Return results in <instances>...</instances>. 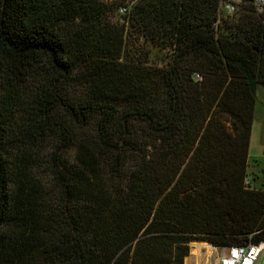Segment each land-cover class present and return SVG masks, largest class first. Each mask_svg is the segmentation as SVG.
<instances>
[{"label": "trees", "instance_id": "obj_1", "mask_svg": "<svg viewBox=\"0 0 264 264\" xmlns=\"http://www.w3.org/2000/svg\"><path fill=\"white\" fill-rule=\"evenodd\" d=\"M225 1L0 0V264L264 241V182L245 184L264 13Z\"/></svg>", "mask_w": 264, "mask_h": 264}, {"label": "rangeland", "instance_id": "obj_2", "mask_svg": "<svg viewBox=\"0 0 264 264\" xmlns=\"http://www.w3.org/2000/svg\"><path fill=\"white\" fill-rule=\"evenodd\" d=\"M153 53L159 56L167 52L159 49H154ZM24 152L25 151L23 149L21 151L14 152L10 156V160L14 161L16 157L21 158V156L24 155ZM44 153L45 154L40 152L38 154H35L33 150H29V153H27V156L30 159L33 158L37 164H41L38 168L39 171H43L45 169L44 158L46 159L50 157L47 148L46 150H44ZM249 153V172L255 177L257 176V179L255 180L262 184L264 182V118H257L254 123L253 140ZM13 167V172H15V166ZM255 180L254 182H256ZM198 244H206L209 247H203L201 253L196 254L194 249ZM213 247L214 246L207 241L190 242V253L185 258L184 264H218L222 253H212ZM256 264H264V253L261 254Z\"/></svg>", "mask_w": 264, "mask_h": 264}, {"label": "built area", "instance_id": "obj_3", "mask_svg": "<svg viewBox=\"0 0 264 264\" xmlns=\"http://www.w3.org/2000/svg\"><path fill=\"white\" fill-rule=\"evenodd\" d=\"M112 1V0H109ZM137 0H125V3L120 7V13H129L130 8L134 5ZM241 0H226L224 2V12L226 14L234 13L239 6ZM254 7L256 12L264 13V0H254ZM123 21V19H121ZM201 76L196 75L199 79ZM251 177L247 176L245 184H249ZM223 252L220 256L218 264H256L261 254L264 253V241L255 244L250 243L248 245H234L224 247Z\"/></svg>", "mask_w": 264, "mask_h": 264}, {"label": "crops", "instance_id": "obj_4", "mask_svg": "<svg viewBox=\"0 0 264 264\" xmlns=\"http://www.w3.org/2000/svg\"><path fill=\"white\" fill-rule=\"evenodd\" d=\"M256 96H257V103H256L254 123H255L257 118H264V86H260L257 88ZM254 123L252 126L250 150H251V144H252V140H253ZM249 155H250V153H249ZM250 176H251V179H253L255 177L253 174H250ZM256 183L258 185L260 184V182H258V181H256ZM223 250H224L223 248H219V247L214 246L212 249V253H219V252L222 253Z\"/></svg>", "mask_w": 264, "mask_h": 264}, {"label": "water", "instance_id": "obj_5", "mask_svg": "<svg viewBox=\"0 0 264 264\" xmlns=\"http://www.w3.org/2000/svg\"><path fill=\"white\" fill-rule=\"evenodd\" d=\"M213 245V244H212ZM214 246V245H213Z\"/></svg>", "mask_w": 264, "mask_h": 264}]
</instances>
